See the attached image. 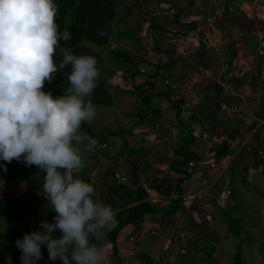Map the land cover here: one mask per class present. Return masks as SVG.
<instances>
[{
    "label": "clouds",
    "instance_id": "9594fccd",
    "mask_svg": "<svg viewBox=\"0 0 264 264\" xmlns=\"http://www.w3.org/2000/svg\"><path fill=\"white\" fill-rule=\"evenodd\" d=\"M57 8L55 0H0V170L13 160L36 166L43 173L40 193L54 213L15 240L21 264H37L42 247L53 264H102L92 240L116 227L115 211L95 198L93 184L74 176L97 143L79 130L95 118L88 98L99 71L94 56L67 48L54 62L59 41L71 39L58 31ZM66 66L70 86L54 96L45 82Z\"/></svg>",
    "mask_w": 264,
    "mask_h": 264
},
{
    "label": "trees",
    "instance_id": "16d2710c",
    "mask_svg": "<svg viewBox=\"0 0 264 264\" xmlns=\"http://www.w3.org/2000/svg\"><path fill=\"white\" fill-rule=\"evenodd\" d=\"M134 1L137 4H144L145 8H143V10L141 9L144 15H152L155 13V11L149 7L150 5H154L155 9L162 4H168L169 6L167 9H164L169 17H166L167 15L162 14L161 16H155L153 20H160V18L158 17H162L163 20L165 16V19L170 26L166 25L165 27H161L155 21L149 22V25L147 26L148 31H162L159 34V38L156 36L158 34H151V40L153 44H150V46H152L153 48L152 51L162 54L164 57H166L165 59L168 60V62H163V60L160 59H157L156 62H151L148 60V58L143 59L144 65L147 66V70H149L151 67L153 73L151 71L144 72L136 69L135 71H133V73L130 74L131 81H134L136 75H141L145 79H140L141 81L137 85L132 84L129 90L124 89L120 90L119 92V95H122L124 93H137L140 107H149V109L144 110L136 107V111L134 114L129 113V116L135 121L132 122L131 126L127 130L121 128L113 132L110 129H107L106 133L102 131L91 133L89 125L86 122L82 123L80 129H84L89 137H92L97 141L93 149L96 150V152L101 153V156L106 159L108 158L106 150L108 149L107 146L109 147V143L107 140L109 137L120 136L123 139V144H121L118 153L116 154V156H114V159L117 162L123 157V148L127 150L129 149L131 155H133V153L135 152H137V154L139 155L142 149L144 153H147V149L140 147V143L135 146L134 149H130L127 144V140L124 138L125 135L129 137L134 136L135 129L137 127L140 128L137 130H143L144 132H148L151 128H153L154 134L161 122L156 121L149 123L150 119L148 117L160 115V108H158V106L152 107L150 106V104L154 98L165 96L166 104L164 107L166 110L174 112L175 121L177 122L179 127L177 134L178 137L174 142L171 150H169V155L165 156L167 172L171 173V176H173V179L175 181L170 182L171 180L163 175H160L156 178L157 173L155 170L154 173L151 171L152 167L149 165V163L141 162L140 164H137L134 161L128 159L131 158L128 156L125 161L123 160L122 164L126 163L125 166L128 167L130 171V177L128 175L127 178V174L123 173L124 175H119L120 177L116 178L118 174L113 173L112 177L114 180H117V186L108 187V185L105 183L100 184L101 188L97 190V193L104 192L103 198H101L100 201L107 205H111V207L115 211L118 223L115 228L106 233V236L102 240L96 241L95 239H93L92 242L98 244L99 250L110 247L112 254V264L122 263V261L119 259L117 246L118 238L126 227H128L135 221L143 220L145 216H151L155 214H159L163 217L172 219V216L178 210H181L182 205L185 204L186 201H188V199L192 195L190 193H192V191L194 190V187L190 189L189 185L187 184L188 182H190L189 180L191 179V176L193 174L194 165L195 163L202 161V158L191 149V146L192 144H194L196 139L194 136V125H192L190 121L185 122L184 118H182L183 111H185L184 107L186 105V98L183 96H178L180 90L182 89V80H179V78L176 79L174 77V74L171 75V78L175 79V81L173 79H162L165 90H163L161 87H158V85L154 84L153 82V79L158 76L160 70L166 67L176 69L178 66V61L181 60L180 58H175L169 50H164L161 44H159L160 38H162L163 35H167L170 33L169 30L171 29H168V27H173L171 25V22L174 24H178V26H186L187 29L183 33H191L193 35V38L197 40V45H199L200 47L205 48V45L208 44V40L205 37H201L199 32L195 31V23L189 21L184 24L180 21V17L178 16L179 12H188L190 8L194 7L196 0H186L187 5L184 8L176 5V0ZM55 2L58 5L57 13L55 16V22L58 26V31L60 33L68 31L71 34V39L67 41H59L56 52L54 54V62L58 65L59 61L62 59V54L60 52L61 48H67L71 53L77 55L86 54L94 56L97 61L99 76L97 78L96 87L93 90L92 95L88 99L91 100L95 108L113 107L116 96L114 94H111L107 89V84L103 77V71L101 69L102 58L97 53L92 52L85 45V42H88L97 47H103L108 44L110 37L113 35V26L116 18V11L114 10V0H55ZM136 3L134 4L135 7ZM225 14H227V12ZM126 17L127 15L123 17L121 21H124ZM204 21L206 25L211 24V18L209 16L206 17ZM171 32L173 33V31ZM129 33L130 32L128 31H119L117 33V36L124 37L130 35ZM201 40H204V42H202ZM158 45L161 46V49ZM204 52L205 51L197 52L193 56L198 61L194 63V67L197 66V64L199 63V58L204 55ZM262 52L264 55V48ZM263 55L260 56L257 54L258 57H262ZM109 57L111 59H114L115 62L119 61L120 63H130L132 61L131 57H128L126 51H118L115 49L109 51ZM225 63L228 64V69L226 70V72H230L232 68L231 63L224 62L223 64ZM185 64L186 62L182 60V63L180 65L184 66ZM144 65L143 70H145ZM69 72L70 66H66L63 69L58 68L57 72L53 73V81L51 83L45 82L44 89L50 90L55 96L64 94L67 88L70 86L67 80V74ZM213 91L216 95V101H213L212 97H210L209 95L204 94L203 98H201L202 103L195 104V108L197 110L204 108L208 112H216L217 107H219L221 104L220 100L222 97L220 96L223 90L220 86L215 84L213 86ZM151 135H149L148 133H143L141 143L148 141L145 138L146 136ZM226 153L227 148L218 150L216 152L215 160L224 157ZM84 157L94 158V155L92 153H86ZM190 163H192L193 166L188 173L187 171ZM100 166L101 164L98 167L101 168ZM6 168V172L0 170V182L6 184L13 183L14 185L21 186L26 185L24 190L26 199L25 197L18 200H7L4 197L0 198V220L3 221L2 228H4L5 230L12 229L13 223L16 222V220L18 219V215H20L19 213L21 211L19 209H22L24 206L26 207L28 212H32L33 210H35L37 215H42V218H45L49 222H51L54 213L51 212L50 209H47L45 205H42V199L44 198V196L40 193V188L43 183V173L40 172L36 166H32V168L28 170L25 164L16 160H13L11 163H6ZM92 168L95 169V167ZM85 174V171L79 170L78 172L74 173V176L92 184V182ZM96 176L100 177V174L97 173ZM104 187H106L108 191H104ZM0 193L6 194V191L0 189ZM95 198L97 199L96 196ZM152 199H155L157 203H152ZM166 201H168V203L164 205ZM225 224L227 226V232L229 233V235L235 237L239 236L240 230L233 226L232 220L227 219L226 217ZM2 231L4 230L2 229ZM0 238L5 240V237L2 234H0ZM18 238L22 237L19 236L8 238L4 243L0 244V264H2L4 261H9L11 264H21L19 259L20 251L16 248L14 243ZM238 248L240 250L236 252L237 254L232 260L231 264H245L241 260L240 256L241 248ZM214 250L215 249L213 246L209 247V251H205L203 249L200 250V246H196L195 248H193L194 254L204 255L201 260L203 264H210L211 260L213 259V254L215 253ZM42 253V260L46 261V264H53V262L48 260L47 251L43 247ZM175 254L176 256L180 254L185 255L186 249L180 248ZM159 260L162 261V263L159 262ZM171 260L172 259L170 257L168 259H165V256H162L161 258L153 261L148 254L144 253L142 264H188V262H183V260L178 259L177 257L176 260ZM37 264H39V262H37ZM55 264H60V261H55Z\"/></svg>",
    "mask_w": 264,
    "mask_h": 264
},
{
    "label": "rangeland",
    "instance_id": "374dc122",
    "mask_svg": "<svg viewBox=\"0 0 264 264\" xmlns=\"http://www.w3.org/2000/svg\"><path fill=\"white\" fill-rule=\"evenodd\" d=\"M135 3L136 2L134 0H114L116 18L113 26V35L110 37L106 46L97 47L85 42V45L92 52L97 53L102 58L101 69L107 84V89L111 94L116 96L113 107L95 108V118L90 122H86L89 125L91 133H97L101 131L106 133L107 129H110L113 132L121 128L125 130L129 129L132 122L135 121L129 116V113L134 114L136 107L144 110L149 109V107H140L137 93H124L119 95L120 90H129L132 84L137 85L140 83V79H145L141 75H136L134 81H131L130 74L136 69L144 72L151 71L153 73L151 67L149 70H147V66L144 65L143 59L148 58V60L151 62H156L157 59L163 60V62L166 63L168 62L165 59L166 57H164L162 54L152 51L153 48L150 46V44H153L151 40V34H158L156 36L159 38V34L162 31H148L147 26L149 25V22L153 21L157 22L161 27H165L166 25H169V23L165 20V16L163 20L162 18H160V20H153V15H144L141 11V9L143 10V8H145L144 4L136 3L135 7ZM159 6L163 9H167L169 7L168 4H162ZM149 7L156 12L154 5H150ZM185 13V11L179 12L178 16L180 18H184ZM126 15L127 17L125 20L121 21V19ZM166 17L169 16L167 15ZM168 29H171L169 30L170 33H172L171 31H176L173 27H168ZM119 31H128L130 32V35L118 37L117 33ZM189 35L192 34L189 33ZM170 37L171 36L163 35L159 40V44H161L164 50H169L173 56L180 55L182 58L189 55V47L191 46L189 43H185L186 40L180 39L177 44H175L176 47L175 45L172 47L170 42L171 39H169ZM161 46H159L160 49ZM113 49L118 51H126L128 57H131L132 61L130 63H120L119 61L115 62L114 59L109 57V51ZM196 61L197 59L195 57L190 56L187 59L190 70L181 69L179 67L176 69L166 67L160 70L158 76L153 79L154 84H157L158 87H161L163 90H165V86L163 85L162 79L172 80L173 78H171V75L174 74L175 78L180 75V77L183 76V81L185 80V84L182 85V89L178 94V96H183L186 98L185 104L187 106L185 105L184 107L185 111H183L184 116L182 115V118H184L185 122L190 121L192 122V125L194 124L197 131L194 128V136L196 139L194 144H192L191 149L202 158L201 162L195 163L194 171H198L196 169L197 167L208 168L209 162L211 161L212 156H214L213 154L215 151L211 150L212 144L210 145V141L212 134L209 129L210 126L203 125V122H208L209 118L204 115V112H200L201 110L199 111L195 108V104L202 103V101L199 100L202 97L199 95L200 90L199 85H197L199 83V76L197 79L194 78L191 80L190 78L191 73L193 76L196 74V68L194 67V63H196ZM180 63L181 61H178V66ZM201 63L202 62L199 61L197 66H200ZM143 65L145 70H143ZM196 71L199 73L198 70ZM173 80L175 81V79ZM200 89L203 90L202 86ZM165 104V96L154 98L151 101L150 106H158V108H160V115L148 117L150 119L149 123L156 121L161 122L154 134L153 128H151L148 132H144L143 130H137L140 129L137 127L135 129L134 136L129 137L125 135L124 139L127 140V144L130 149H134L135 146L140 143V147L147 149V153H144L142 149L139 155L137 152L131 155L129 149L127 150L123 148V157L119 159L118 162L115 161L114 156H116L119 151V147L121 144H123V139L120 136L109 137L107 139L109 143V147L107 146L108 149L106 148V153L108 156L107 159L102 157L101 153L96 152L94 149L91 151H85L83 153V155L86 153H92L94 155V158H85V166L81 170L85 171V175L94 185L95 193H97V190L101 188V183L107 184L108 187L117 186V180H114L112 177L113 173L118 174V177L116 178H119L124 174H127V178L128 175L130 177V171L128 167L125 166L126 163L122 164L123 160L125 161L128 156L131 157L128 159L134 161L135 163L140 164L141 162H147L151 167L155 166V169L158 168V171L160 172L166 169L165 164L163 166L162 164L156 166L155 163L159 157H165L169 155V150H171L169 147L173 146L179 127L175 121L174 112L166 110L164 107ZM199 126L202 130L199 128ZM79 133L88 136L84 129H80ZM143 133L152 135L146 136L145 139L148 141L141 143ZM204 134L207 136L204 137ZM206 146H208L207 151L210 152L209 154L204 153L203 149ZM81 147L83 148L84 145L82 144ZM253 153L255 154V157L258 158L256 155L257 151L255 150ZM217 161H219V159ZM100 164L101 168L98 167ZM26 167L28 170L32 168V166ZM92 167H95V169ZM252 168L254 172L257 167L256 165H253ZM226 171V175H228V177H230L233 182V185L230 186V188H233L232 196H226L223 190L219 191L217 196L212 195L211 190V192L208 191L201 193L200 202L203 203L202 206L206 208L205 210L207 213L206 211L202 210V213H205V215H201V217H199V215H194L190 218L189 216L187 218L185 217L186 220L188 219L185 232H183V230L176 231L168 238V243L172 245L170 249L171 251H174L178 247H183L186 249L185 255L180 254L176 256L178 259L183 260V262H188V264H203L201 260L204 255L199 254V256H197L194 254L193 248L200 246V250L203 249L205 251H209V247L213 246L215 253L213 254V259L211 260L210 264H231L232 260L237 254L236 252L240 250L238 247L241 248L240 256L241 260L245 264H264V188L261 184L263 181V178L261 179L262 174L255 171L254 173L257 174L253 178L256 179V182L254 180V183H250L248 179L250 173H245L243 175L236 166H232ZM97 173L100 174V177L96 176ZM242 176L245 178L244 181H241ZM232 182L230 184H232ZM245 182L247 183L245 184ZM237 185H239V187H236ZM25 186L26 185L21 186L14 185L13 183L6 184L0 182V189L6 191V194L0 193V198L4 197L7 200H18L25 197L26 199L24 191ZM244 186L245 190H243ZM104 191H108L106 187H104ZM103 194L104 192H98L95 194V196L98 200H100L103 198ZM231 201H233V206H230ZM42 202L43 206L45 205L47 209L51 210L50 205H48L45 200V197L42 199ZM19 210L21 211L19 213L20 215H18L16 222L13 223L12 229L5 230L2 228L3 221L0 220V234L5 237V240L0 238V244L4 243L8 238L19 236L22 237L25 233L38 230L39 222L42 219H45L42 218V215H37L35 210L28 212L25 206ZM209 211L215 214H209ZM226 217L227 219L232 220L233 226L240 230L238 237L231 236L227 232V226L225 224ZM165 220V218H161L157 214L145 216L143 220L135 221L134 223L130 224L124 229L123 232L127 233L130 228L137 229V240L140 239L139 235L141 231L144 234L153 233V235H155L157 233L158 235H161L162 231H168V226H171V228L175 226V224L171 222L165 223ZM2 229L4 231H2ZM144 252L150 254L148 248H146ZM103 259L104 257H102V261H104ZM38 262L39 264H46V261L42 259ZM106 263L107 262H105V264ZM2 264L11 263L9 261H4Z\"/></svg>",
    "mask_w": 264,
    "mask_h": 264
},
{
    "label": "crops",
    "instance_id": "0c3cea01",
    "mask_svg": "<svg viewBox=\"0 0 264 264\" xmlns=\"http://www.w3.org/2000/svg\"><path fill=\"white\" fill-rule=\"evenodd\" d=\"M175 2L181 8L187 5L186 0H176ZM158 7L156 12L152 14L153 17L162 14L167 15L164 9ZM185 12V17L180 18V21L184 24L189 21L195 23V31L199 32L201 37H205L208 44L205 45V48L200 47L197 45V40L192 37L193 35L183 33L187 29L186 26H178V24L171 22L176 30L167 34V36H171L169 38L171 39V46L174 47L180 39L186 40L185 43H189L191 46L189 47V55L183 58L180 55L174 56L180 58L181 63L182 60L186 62L184 66H181L180 63L177 68L189 69L188 57L194 56L197 52L205 51L204 55L199 58V61L202 62L201 65L195 67L199 73L196 71L194 76L191 73L190 78L191 80L197 79L199 76L197 85H199V95L202 98L206 94L212 97L213 101H216V95L213 91L215 84L223 90L220 96L222 97L221 104L217 107L215 113L213 111L208 112L204 108H201V111L199 110L209 118L208 122H203V125L210 126L209 129L212 134L210 145L212 144L211 150L215 151L209 164L213 163L215 166L213 169L209 168V165L208 168L197 167L198 171H194L195 168H193L190 182L187 183L190 189L194 187V190L190 193L192 195L182 205L181 210H178L172 216V219L157 214L159 217L166 219L165 223L175 224L174 227L168 226V231H162L161 235L155 234L158 236L153 235V233L144 234L141 231L139 240L136 239L137 229L130 228L127 233L122 232L118 238L117 246L119 259L122 261L121 264H142L146 248L149 249L150 253L146 254L153 261L162 256H165V259L170 257L171 261L176 260L175 253L183 247L171 251L172 245L168 243L169 236L176 231L183 230L185 232L188 221L185 217L205 215L202 210L206 211V208L202 206L201 198H195L196 195L211 190V194L217 196L219 191L223 190L225 192L228 189L231 191L228 197L232 196L233 188H230V186L233 185V182L226 175L228 168L236 166L243 175L250 173L248 177L250 183H254V180L256 182L253 177L257 173L262 174L261 179L263 178V181L261 184L264 188V55L262 57L257 56L259 44L264 42V0H196L194 7ZM226 12L228 15L225 14ZM208 16L211 18L210 25H206L204 21ZM224 62L231 63L233 70L231 68L230 72L234 74L232 78H227L225 72L220 70ZM176 78L182 79L183 85L185 84L183 76L180 77L179 75ZM201 86L203 90L200 89ZM190 123L192 124V122ZM171 148L172 146L169 147V149ZM221 148H227V153L217 161L218 159L215 160L216 152ZM207 149L208 146L203 149L205 154L210 153ZM255 150L258 158L253 153ZM165 160L166 157H159L155 163L156 166L159 164L166 165ZM253 165L257 167L256 174L255 171L253 172ZM154 169L155 166L151 170L153 173ZM155 171L157 173L156 178L163 175L168 177L171 180L170 182L175 181L171 173L167 172V165L162 172L158 171V168ZM244 180L245 178L242 176L241 181ZM231 182L232 184H230ZM239 185L236 187H239ZM243 190H245V186ZM167 203L168 201L164 205ZM230 206H233V201L230 202ZM209 214L214 215L215 213L209 211ZM99 251L104 257L103 264L105 262H107L106 264H112L110 247ZM159 262L162 263L160 260Z\"/></svg>",
    "mask_w": 264,
    "mask_h": 264
},
{
    "label": "built area",
    "instance_id": "2783aa9c",
    "mask_svg": "<svg viewBox=\"0 0 264 264\" xmlns=\"http://www.w3.org/2000/svg\"><path fill=\"white\" fill-rule=\"evenodd\" d=\"M201 41L204 42V40H201ZM263 48H264V42L259 44V49H258V52H257L258 55H260V56L263 55V52H262ZM227 69H228V64L225 63V64L222 65L220 70L225 72L227 78H232L233 74L231 72H226ZM192 166H193V164L190 163L189 166H188V171H187L188 173L190 172ZM209 167L213 169L214 168V164L213 163L209 164ZM116 177H118V176H116ZM229 194H230V191L228 189L225 190V195L228 196ZM195 198L200 199V195H196ZM151 202L152 203H157L155 199H152Z\"/></svg>",
    "mask_w": 264,
    "mask_h": 264
}]
</instances>
